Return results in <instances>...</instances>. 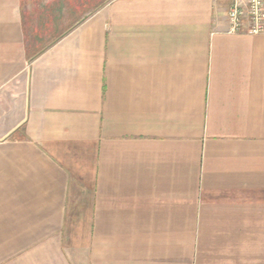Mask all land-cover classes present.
Segmentation results:
<instances>
[{"label": "crops", "instance_id": "obj_1", "mask_svg": "<svg viewBox=\"0 0 264 264\" xmlns=\"http://www.w3.org/2000/svg\"><path fill=\"white\" fill-rule=\"evenodd\" d=\"M231 4L0 0V264H264V32Z\"/></svg>", "mask_w": 264, "mask_h": 264}, {"label": "built area", "instance_id": "obj_2", "mask_svg": "<svg viewBox=\"0 0 264 264\" xmlns=\"http://www.w3.org/2000/svg\"><path fill=\"white\" fill-rule=\"evenodd\" d=\"M231 1L228 11L231 32H240L243 29L250 35L264 32V0Z\"/></svg>", "mask_w": 264, "mask_h": 264}]
</instances>
